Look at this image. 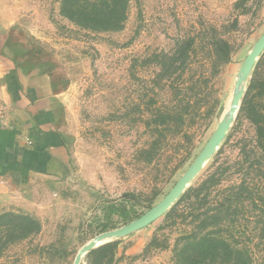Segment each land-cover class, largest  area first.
<instances>
[{
  "label": "rangeland",
  "instance_id": "rangeland-1",
  "mask_svg": "<svg viewBox=\"0 0 264 264\" xmlns=\"http://www.w3.org/2000/svg\"><path fill=\"white\" fill-rule=\"evenodd\" d=\"M130 6L123 30L96 33L66 18L61 0H0V52L42 76L60 100L70 156L62 177L0 199V216L21 218L3 220L13 233L0 230V264H178L179 239L193 222L171 215H187L189 189L228 168L211 199L232 185L264 184L244 111L252 101L264 117V49L244 70L264 37V0ZM228 119L221 145L169 209L147 227L100 240L163 202ZM239 216V246L264 264L260 212L247 201Z\"/></svg>",
  "mask_w": 264,
  "mask_h": 264
},
{
  "label": "trees",
  "instance_id": "trees-1",
  "mask_svg": "<svg viewBox=\"0 0 264 264\" xmlns=\"http://www.w3.org/2000/svg\"><path fill=\"white\" fill-rule=\"evenodd\" d=\"M130 4L131 0H61V12L83 29L96 33L119 32L128 21ZM184 104L190 108L189 103ZM244 111L256 128L264 159V117L257 115L252 101L246 104ZM227 171L229 168L218 177L210 175L197 188L188 190L182 198L188 209L186 216L177 215V210H172V219L186 217L193 222L190 233L179 239L181 244L176 249L178 264H252L248 248L239 246L236 234L240 229L239 215L247 201L260 212V221L264 224V184L259 186L258 182H243L232 185L219 190L211 199L213 190L221 185ZM8 217L14 220L21 218L0 216V230L4 229L5 233L11 235V224L3 225V220ZM22 220L30 224L33 222L27 217ZM7 238L11 239L9 236Z\"/></svg>",
  "mask_w": 264,
  "mask_h": 264
},
{
  "label": "crops",
  "instance_id": "crops-1",
  "mask_svg": "<svg viewBox=\"0 0 264 264\" xmlns=\"http://www.w3.org/2000/svg\"><path fill=\"white\" fill-rule=\"evenodd\" d=\"M60 114L61 102L44 78L0 52V199L66 173L70 156Z\"/></svg>",
  "mask_w": 264,
  "mask_h": 264
},
{
  "label": "water",
  "instance_id": "water-1",
  "mask_svg": "<svg viewBox=\"0 0 264 264\" xmlns=\"http://www.w3.org/2000/svg\"><path fill=\"white\" fill-rule=\"evenodd\" d=\"M263 49H264V37L257 44L253 53L248 58L245 64V67H244L245 72L250 71L252 69L256 61V58L258 57V55L261 53ZM241 97L242 95L240 94L235 97L234 99L235 105L239 104ZM231 122L232 120L228 119L219 125L217 131L214 133L212 138L209 140L208 144L206 145L204 150L201 152L199 157L195 160L193 165L189 168L186 175L171 190V192L163 200V202H161L155 208L150 210L147 214L143 215L139 220L124 227L123 229L104 234L103 236L100 237V240H105L107 238H114L117 236H125L133 231H136L139 228L147 227L153 224L164 211H166L172 206V204L177 199V197L180 196L185 191L190 181L193 180L196 177V175L201 171L203 165L206 163L208 158L221 145L222 141L224 140L231 126ZM94 247H95V243H91L90 245H88L86 248L83 249L82 253L83 254L88 253L92 249H94Z\"/></svg>",
  "mask_w": 264,
  "mask_h": 264
}]
</instances>
